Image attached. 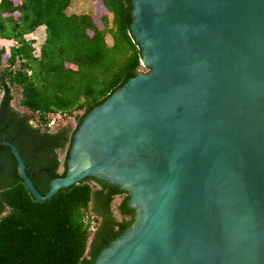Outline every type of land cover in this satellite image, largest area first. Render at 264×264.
<instances>
[{"label": "water", "instance_id": "obj_1", "mask_svg": "<svg viewBox=\"0 0 264 264\" xmlns=\"http://www.w3.org/2000/svg\"><path fill=\"white\" fill-rule=\"evenodd\" d=\"M130 5L145 70L81 117L64 174L40 194L0 145L35 200L85 177L126 193L92 264H264V0Z\"/></svg>", "mask_w": 264, "mask_h": 264}, {"label": "trees", "instance_id": "obj_2", "mask_svg": "<svg viewBox=\"0 0 264 264\" xmlns=\"http://www.w3.org/2000/svg\"><path fill=\"white\" fill-rule=\"evenodd\" d=\"M78 1L0 0V109L14 100L44 129L54 115L74 116L76 128L84 114L140 70L129 32L130 0H90L92 13L71 11ZM40 27L37 42L29 34ZM25 173L44 194L46 186ZM117 194L126 193L85 177L38 201L16 176L0 191L7 206L0 216V264H92L131 222L126 195L116 206L119 219L112 214ZM88 212L97 220L89 242Z\"/></svg>", "mask_w": 264, "mask_h": 264}, {"label": "flooded vegetation", "instance_id": "obj_3", "mask_svg": "<svg viewBox=\"0 0 264 264\" xmlns=\"http://www.w3.org/2000/svg\"><path fill=\"white\" fill-rule=\"evenodd\" d=\"M71 135L69 125H54L51 122L49 127L44 129L28 112L18 109L13 103H9L7 109H0V141L12 139L14 145L19 147L21 158L26 161L25 172L26 169L31 172L36 184H43L46 189L49 180L64 174L65 154ZM0 161L3 164L2 167L0 162L1 191L17 176L15 160L5 145H0ZM6 210L7 206L0 197V216Z\"/></svg>", "mask_w": 264, "mask_h": 264}, {"label": "rangeland", "instance_id": "obj_4", "mask_svg": "<svg viewBox=\"0 0 264 264\" xmlns=\"http://www.w3.org/2000/svg\"><path fill=\"white\" fill-rule=\"evenodd\" d=\"M71 11L74 12H82V13H92L93 12V5L90 0H79L78 4H74L71 8ZM43 36V32L41 27L35 29L34 32L29 34V37H32L35 41L39 42ZM108 39V38H107ZM140 70H145L144 67L141 66ZM10 103L14 104V100H12ZM15 105V104H14ZM16 106V105H15ZM17 107V106H16ZM18 109H21L17 107ZM24 110V109H21ZM25 111V110H24ZM52 122L54 125H69V128L73 130L75 128L76 118L74 116L72 117H66V118H60L56 115L52 118ZM59 157H62V153L59 154ZM90 184L95 188L96 185L94 182L90 181ZM126 194H117L114 195L111 202H110V208L112 210V214L114 217L118 220L119 216L117 215V204L123 198ZM88 219H89V235H88V242L91 238V235L93 231L95 230V227L97 225V220L92 212H88Z\"/></svg>", "mask_w": 264, "mask_h": 264}]
</instances>
